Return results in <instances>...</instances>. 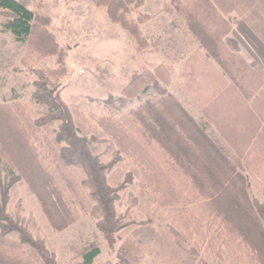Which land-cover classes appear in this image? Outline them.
I'll return each instance as SVG.
<instances>
[{
    "label": "rangeland",
    "instance_id": "rangeland-1",
    "mask_svg": "<svg viewBox=\"0 0 264 264\" xmlns=\"http://www.w3.org/2000/svg\"><path fill=\"white\" fill-rule=\"evenodd\" d=\"M104 1L29 0L30 9L37 15V31L47 32L50 36V41L45 46L38 45L39 33L35 32L30 42L16 40L4 28L7 16L0 9V103L10 105L31 121L43 117L47 114V107L33 98L38 80L36 71L38 67L50 70L49 78L55 83V90H52V85H47V90L59 97L79 120L81 126L78 134L87 132L91 152L104 164L112 162L105 170V176L109 185L116 189L114 206L122 226L113 234L114 241L108 242L97 228V218L90 208L85 210L80 205L76 190L81 186L79 187L77 179L74 187H67L63 182L59 184L75 219L64 228L57 229L49 223L37 196L24 179L16 173L10 176L2 168L1 220L4 223L9 220L13 226H24L33 237L42 239L53 250L57 264H74L80 259L78 253L90 244H97L100 249L92 264H194V261H203L205 264H248L244 247L241 245L236 251L228 240H224V233L219 232L224 230V226L218 220L197 222L195 226L202 234L185 231L183 236L186 242H183L169 227L171 218L168 214L172 212L155 200L162 199L161 195L168 193L177 207L178 212H173L175 216L183 213L182 207H185L186 201L200 196L198 189L204 190L206 195L209 193L213 197L229 199L237 190H217L218 185L225 182L210 180L212 175L217 176L216 168L188 166L193 167V171L201 167V171H198L205 182L201 183L200 188L196 187L198 182L195 175L193 180L188 175L185 178L181 167L170 172L171 180L167 179V169L165 171L158 168L151 176L154 189L160 181H164L161 182L163 193L154 192L151 184L141 187L143 166L133 163L134 152H114L118 146L98 124L97 118L109 115L121 118L123 135L132 139V145L126 142L125 147L132 150L135 145L139 151L135 155L141 160L143 156L140 150H144L145 146L141 145L138 134L135 135L133 130H138L141 123L134 118L132 110L152 102L153 109L149 107L138 112V117L149 119V123H152V116L156 120L159 117L166 118L167 110L172 111V115H176L178 120L180 107L176 102L172 104L170 97L166 98L168 101L159 98L155 104L154 93L166 91L157 79L150 81L145 91H139L132 97L122 94V85L143 67L151 71L154 78L162 79L163 82L162 72L165 67L162 63L175 62L176 57L182 54L183 45L177 44L182 42L185 23L191 16L218 13L216 9H220V13L239 14L237 10H243L242 5L249 1L226 0L231 4L227 6L231 8L226 11L221 8L220 0H143L136 7L130 4L123 11L124 16L137 27L146 41L145 45L139 44L128 27L111 18ZM212 1H215L216 6L211 5ZM252 11L248 14L264 15V11L258 8ZM256 23L262 25L264 21L256 20ZM172 46L176 50L171 49ZM159 104L162 108L158 110ZM59 124L58 119H48L45 126L49 133L56 134ZM37 132L40 136L47 133L42 127ZM179 147L182 149L180 142L175 148ZM45 154L46 150L41 148L40 156ZM197 157L200 158L199 155ZM44 160L47 162V158ZM203 170L204 173L205 170H213L215 174H204ZM148 178L151 179L149 176ZM239 184L241 185V181ZM249 201L264 225V197L249 198ZM220 204H202V207L197 208L202 213L212 212L214 208H220ZM191 206L189 204L186 207ZM4 215H7L6 218ZM182 222L185 224L184 220ZM6 235L11 239H19V231L16 229L9 230ZM123 244L127 248L124 252L120 249Z\"/></svg>",
    "mask_w": 264,
    "mask_h": 264
},
{
    "label": "trees",
    "instance_id": "trees-1",
    "mask_svg": "<svg viewBox=\"0 0 264 264\" xmlns=\"http://www.w3.org/2000/svg\"><path fill=\"white\" fill-rule=\"evenodd\" d=\"M248 1V4L245 3L241 7L245 12L241 9L237 10L239 14L250 15L248 13H252V10L257 8L264 11V0ZM104 2L111 18L120 21L124 27H128L139 44L145 45V39L140 35L137 27L130 21L128 22L129 19L125 18L123 12L129 8L128 5L136 7L143 0H105ZM220 2L224 11L231 8L227 7L231 4L229 3V5L226 0H220ZM0 9L7 16L3 24L4 28L10 31L16 40L30 42L35 32L39 33L38 37L36 36L38 45L48 44L50 36L47 32L37 31L39 30L37 15L30 9L29 0H0ZM36 73L38 80L35 83L33 98L47 107V114L31 121L10 105L0 103V168L10 176L16 173L24 179L37 196L49 223L57 229L64 228L75 219L73 211L66 204L59 184L63 182L67 187H74L75 180L78 179L81 188L76 190V194L80 197L81 207L85 210L90 208L91 213L97 218V228L108 242H113V234L122 225L119 223L114 206L116 189L109 185L105 176V170L112 162L104 164L91 152L86 137L87 132L82 135L78 134L81 126L79 120L72 115L71 110L59 97L52 95L47 90V85H52V90H55V83H52L49 78L50 70L38 67ZM154 80L156 78L152 72L143 67L141 71L134 72L129 77L127 82L122 85L121 92L128 97L135 96L139 91H145L149 82ZM146 105H140L132 110L134 118L141 123L138 125V130L133 129L135 135L138 134L141 145L145 146L144 150H140L143 156L141 160L135 155L139 154L135 145L132 150L125 147L126 142L132 145V139L123 135L121 118L116 119L111 115L97 118L98 124L105 132L109 133L112 141L118 146L114 152L116 154H120L122 151L127 154L134 152L133 163L143 166V178H140L141 187L151 184L154 192L163 193L161 182L164 181H160L154 189V180L151 176L158 171V168H162L165 171L167 169V179L171 180L170 172L177 171V168L180 167L183 169L185 178L188 175L193 180L195 175L196 182H198L196 187L202 186L201 183L204 184L205 181H202L201 167H198L200 171H193V167L188 168L189 165L184 164L187 156L184 143L185 131L184 128L177 127L176 115H172V111L167 110L166 118L159 117L156 120L152 116V123H149V119L138 117V112L143 109L154 108L152 102L150 105ZM158 107V110L161 109V104ZM48 119L60 121L56 134L49 133L45 126ZM39 127L44 128L48 135L46 133L40 136L37 132ZM128 129L132 130V128ZM147 134L150 135L147 136ZM150 142H152V146L149 144ZM179 142L182 149L175 148ZM41 148L46 150L45 156H40ZM190 153L194 156L193 150H190ZM46 158L47 162L44 160ZM205 172L208 171L205 170ZM239 181L233 180L230 181V184L228 183L229 185H225V183L218 185L217 190L221 192L227 191L229 188L232 191L234 188L237 190L227 200L210 196L209 193L206 195L204 190L198 189L200 196L192 198L189 200L190 202L186 201L185 207H182L183 213H178V216L173 215V212L177 211V207L168 193L162 194V199L155 198V200L164 209L172 212L168 214L171 218L169 227L183 242H186V238L183 236L185 231L191 234L194 232L202 234L201 230L195 226L197 222L218 220L224 226V230L219 231L224 233V240H228L227 242L232 244L236 251L242 245L248 256V264H260L264 262V225L261 218L254 212L243 180H241V185ZM219 202L221 207L217 209L213 207L214 211L212 212L202 213L197 208L198 206L202 207V204L207 206L217 204L219 206ZM189 204L192 206L186 207ZM0 210L3 212L1 206ZM4 216L6 218L7 215ZM183 220L185 224L182 222ZM6 222L4 223L0 216V264H57L53 250L49 249L42 239L33 237L24 226H13L9 220ZM12 229L19 231L18 240L11 239L6 235ZM120 249L124 252L127 248H124L123 244ZM99 251L97 244L84 247L78 253L80 259L74 264H92ZM129 256L131 255L129 254ZM194 264H205V262L194 261Z\"/></svg>",
    "mask_w": 264,
    "mask_h": 264
},
{
    "label": "crops",
    "instance_id": "crops-1",
    "mask_svg": "<svg viewBox=\"0 0 264 264\" xmlns=\"http://www.w3.org/2000/svg\"><path fill=\"white\" fill-rule=\"evenodd\" d=\"M216 11L187 20L177 44L183 52L175 62L162 63L163 82L156 79L166 91L155 92L154 102L170 97L180 107L176 123L185 131V165L216 168L212 182L243 180L247 196L259 199L264 197V24L256 20L264 21V15Z\"/></svg>",
    "mask_w": 264,
    "mask_h": 264
}]
</instances>
